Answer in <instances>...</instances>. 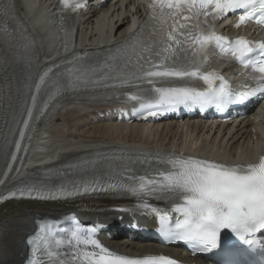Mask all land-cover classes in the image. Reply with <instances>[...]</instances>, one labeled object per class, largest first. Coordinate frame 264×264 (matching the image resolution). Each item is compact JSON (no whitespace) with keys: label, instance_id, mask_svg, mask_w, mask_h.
<instances>
[{"label":"snow or ice","instance_id":"6c2138e0","mask_svg":"<svg viewBox=\"0 0 264 264\" xmlns=\"http://www.w3.org/2000/svg\"><path fill=\"white\" fill-rule=\"evenodd\" d=\"M59 4L63 9H70L73 15L87 6L86 0H76L74 4L70 0H59ZM237 10L241 11L237 27L249 20L264 24V0H151L141 26L114 53L110 52L103 59H93L87 53L73 55L70 60L49 67L34 90L30 75L23 102L14 104L15 76L7 75V53L15 54L21 43L15 30L10 31L5 23L14 9L0 0V46L7 45L5 54L0 55V71L5 73L0 79V106L5 115L11 113L13 123L19 120L25 108L27 111L6 177L19 159L18 153L24 147L23 141L46 82L57 88V94L60 90H69L68 83L83 90H88L89 86L151 85L149 89L137 88L134 94H121L135 102L133 115L155 116L181 107L223 110L245 97L264 94V42L244 37L230 39L213 30L217 20ZM63 51H70L66 36ZM212 54L239 62L246 70L252 68L256 86L237 94L222 76L204 72V64ZM197 81H203V86ZM5 123L8 124L7 119ZM12 130L9 126V135ZM156 155L162 158L157 162L168 167L151 178L132 175L126 182L111 183L108 187L102 178L95 177L71 184L34 181L12 189L6 197L0 195V200L69 199L98 191L123 193L138 200L153 197L171 204L170 208L143 205L145 211L150 209L158 219L159 231L168 238L205 250L218 246L223 229L231 230L241 240L264 231V154L259 155L257 162L247 165H228L176 154ZM165 155L167 158L163 159ZM72 167L86 169L87 162ZM174 213L177 216L173 225L170 220ZM55 228L58 225L47 220L38 224L37 232L28 238L31 258L27 264H177L162 255L130 257L114 253L96 238L97 226H76L67 240L59 236ZM89 247L91 251L87 250Z\"/></svg>","mask_w":264,"mask_h":264},{"label":"bare ground","instance_id":"6f19581e","mask_svg":"<svg viewBox=\"0 0 264 264\" xmlns=\"http://www.w3.org/2000/svg\"><path fill=\"white\" fill-rule=\"evenodd\" d=\"M50 0H39L40 10L31 5L21 8L33 32L40 53V61L46 63L53 57L57 37L47 5ZM114 6H118L115 3ZM42 8V9H41ZM107 10V9H106ZM137 13V12H136ZM132 13L128 9L114 8L101 14L82 16L78 24L77 48H95L121 41L129 36ZM142 13L139 12V17ZM101 105H92L85 99L64 97L54 101L42 117L39 131L34 138L31 151L33 156L48 153L57 156H74L104 145L138 146L143 148L161 147L183 149L194 154L216 156L224 160L242 161L260 148L262 135L259 130L251 132L249 126L231 131L233 126H214L202 121H187L183 124L162 123L155 125H119L94 119ZM261 129L264 125L258 126ZM45 158L39 159L44 160ZM44 162V161H43ZM29 170L26 164L18 171ZM17 174V175H18ZM82 200L72 203H41L30 200H10L0 206V264H20L23 250V237L30 231L35 215L58 216L61 213L75 212L82 217H98L110 225H116L117 216H127L126 212L116 211L118 205L112 201ZM80 208L92 210L84 213ZM127 238L108 240L119 251L133 254L163 252L182 259H192L171 246H160L135 241L132 245ZM196 259V258H193Z\"/></svg>","mask_w":264,"mask_h":264}]
</instances>
